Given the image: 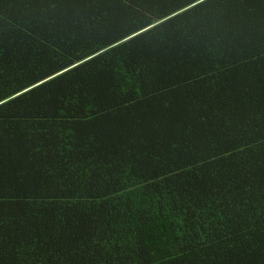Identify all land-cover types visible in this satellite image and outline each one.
Wrapping results in <instances>:
<instances>
[{"label": "trees", "instance_id": "obj_1", "mask_svg": "<svg viewBox=\"0 0 264 264\" xmlns=\"http://www.w3.org/2000/svg\"><path fill=\"white\" fill-rule=\"evenodd\" d=\"M0 264H264V0H0Z\"/></svg>", "mask_w": 264, "mask_h": 264}]
</instances>
